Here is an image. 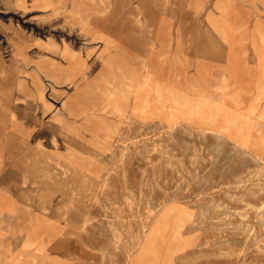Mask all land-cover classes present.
<instances>
[{
  "label": "rangeland",
  "instance_id": "374dc122",
  "mask_svg": "<svg viewBox=\"0 0 264 264\" xmlns=\"http://www.w3.org/2000/svg\"><path fill=\"white\" fill-rule=\"evenodd\" d=\"M262 37L264 0H0V264H264Z\"/></svg>",
  "mask_w": 264,
  "mask_h": 264
},
{
  "label": "bare ground",
  "instance_id": "6f19581e",
  "mask_svg": "<svg viewBox=\"0 0 264 264\" xmlns=\"http://www.w3.org/2000/svg\"><path fill=\"white\" fill-rule=\"evenodd\" d=\"M211 36V35H210ZM213 37V36H211ZM264 39V37H262ZM216 40V38H214ZM212 40V39H211ZM213 41V40H212ZM152 44V43H151ZM262 48V47H261ZM260 52V51H259ZM264 52V51H263ZM149 80V79H148ZM5 85V84H4ZM11 85V84H10ZM141 90V89H140ZM153 90V88H152ZM259 90V89H258ZM11 93L10 88H5L4 86H0V100H3L4 98H9ZM145 93V92H144ZM155 93V92H154ZM141 94V93H140ZM149 94V93H148ZM157 94V93H156ZM167 94V93H166ZM145 95V94H144ZM149 96V95H148ZM238 96V94H237ZM260 96V95H259ZM239 97V96H238ZM140 100V99H139ZM176 103H182L183 104V98L182 96H175ZM224 100V99H223ZM257 101V100H256ZM142 105V103H141ZM181 105V104H180ZM248 105V104H247ZM146 106V105H144ZM149 107V106H148ZM157 107V106H156ZM228 107V106H227ZM162 108V107H161ZM253 108V107H252ZM255 108V106H254ZM253 108V109H254ZM232 109V108H231ZM140 110V109H139ZM161 110V109H160ZM167 110V109H166ZM190 110V109H189ZM241 110V109H240ZM187 111L184 109V112ZM252 111V110H251ZM130 112V111H129ZM152 112V111H151ZM167 112V111H166ZM165 112V113H166ZM180 112V110H179ZM232 112V110H231ZM249 112V111H248ZM253 112V111H252ZM172 113V112H171ZM262 113V112H261ZM138 114V113H137ZM154 114V113H153ZM183 114V113H182ZM181 114V115H182ZM190 114V113H189ZM223 111L215 107L211 110V113L208 116V120L206 123L208 124L206 128L212 129L215 131H221L225 130L227 131L233 138H235L237 141L242 143L243 145L249 144L248 141L245 138V127L242 125V121L238 118V116H222ZM250 114V113H249ZM257 114V113H256ZM176 115V114H175ZM193 115V114H192ZM197 115V114H196ZM245 115V114H243ZM145 116V115H144ZM151 116V114H150ZM171 116V115H170ZM137 117V116H136ZM191 117V116H190ZM200 117V116H199ZM243 117V116H242ZM205 118V117H204ZM249 118V117H248ZM263 118V117H262ZM247 119V118H246ZM167 120V119H166ZM169 120V119H168ZM168 123V122H167ZM174 125V124H173ZM252 126V125H251ZM254 126V125H253ZM169 127V126H168ZM242 134V135H241ZM241 135V136H240ZM261 138V137H260ZM258 139V138H257ZM262 142V141H261ZM259 147V146H258ZM257 148V147H256ZM260 150V149H259ZM263 150V149H262ZM262 153V152H260ZM71 154V153H70ZM77 154V153H76ZM74 156V155H73ZM72 158V157H71ZM92 158V156H91ZM76 159V158H75ZM262 159V158H261ZM103 160V158H102ZM263 161V160H262ZM88 165V164H87ZM41 166V165H40ZM51 166V165H50ZM54 166V165H53ZM97 167V166H96ZM55 168V167H54ZM74 168V167H73ZM95 168V167H94ZM17 172V171H16ZM82 172V171H81ZM72 173V172H71ZM93 173V172H92ZM82 174V173H81ZM83 175V174H82ZM86 178V177H84ZM85 182V181H84ZM72 185V184H71ZM77 186V185H76ZM72 188V187H71ZM74 189V188H73ZM76 190V189H75ZM78 194V193H77ZM78 196V195H76ZM73 197V196H72ZM80 197V196H79ZM75 198V197H74ZM77 198V197H76ZM74 200V199H73ZM79 200V199H78ZM68 201V200H67ZM70 201V200H69ZM73 202V201H71ZM165 210V209H164ZM169 210V209H167ZM171 213V212H170ZM164 214V213H163ZM157 220V219H156ZM170 221V220H169ZM155 222V221H154ZM155 224V223H154ZM157 225V224H156ZM155 225V226H156ZM168 225V224H167ZM166 225V226H167ZM154 226V225H153ZM158 226V225H157ZM165 226V225H164ZM156 229V228H155ZM158 229V228H157ZM158 232V231H157ZM160 232V231H159ZM2 236V235H1ZM29 240V239H28ZM42 251V250H41ZM68 255V254H67ZM9 256V255H8ZM6 260V259H5ZM28 260V258H27ZM71 260V259H70ZM31 262V261H30ZM33 263V262H32ZM30 264V263H29Z\"/></svg>",
  "mask_w": 264,
  "mask_h": 264
}]
</instances>
